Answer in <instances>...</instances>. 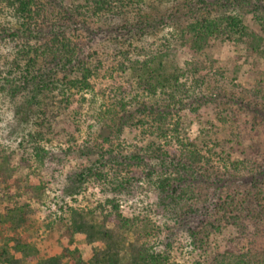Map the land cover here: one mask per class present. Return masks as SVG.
Here are the masks:
<instances>
[{
	"label": "trees",
	"instance_id": "16d2710c",
	"mask_svg": "<svg viewBox=\"0 0 264 264\" xmlns=\"http://www.w3.org/2000/svg\"><path fill=\"white\" fill-rule=\"evenodd\" d=\"M162 22L174 31L160 34ZM224 46L237 64L264 63V0H0V123L19 138V162L29 168L20 173L14 151L0 143V239L3 228L14 234L0 245V264H181L172 255L179 230L200 247L228 226L234 232L202 264H264V146L255 138L264 106L237 97L220 104L207 77L220 69L210 54ZM104 70L124 86L97 105L84 94ZM84 104L82 137L76 120ZM208 105L214 116L201 122L196 116ZM56 118L75 128L64 154L86 160L68 175L73 192L95 183L105 196L60 204L47 216L52 227L60 221L66 242L46 255L21 231L31 201L49 187L39 141L47 142ZM126 130L140 131L143 143L127 144ZM147 191L156 192L155 203L140 199ZM124 201L132 202L127 213ZM162 230L170 235L164 243ZM76 234L91 246L88 258Z\"/></svg>",
	"mask_w": 264,
	"mask_h": 264
},
{
	"label": "rangeland",
	"instance_id": "374dc122",
	"mask_svg": "<svg viewBox=\"0 0 264 264\" xmlns=\"http://www.w3.org/2000/svg\"><path fill=\"white\" fill-rule=\"evenodd\" d=\"M145 1L147 2V0ZM250 18L251 14H247L245 21L248 22ZM159 26L160 34L171 33L174 31L169 26H165L163 22L160 23ZM210 55L212 58H217V61H219V66L216 67L220 69L217 70V68H213L210 70V72H208V86L211 87L213 85L215 90L220 93V104H223L226 99L237 97L239 101L246 102L250 105H259V108L264 106V75L258 74V71H264V63L260 64L258 67H252L251 62L249 61H245L246 63L239 62L240 64H237L234 62L235 57L232 53V50L226 46L219 49L215 47L213 53ZM183 56H185L184 52ZM254 72L257 74L254 75ZM91 84L93 87V93H86L84 95L85 98L91 97V100H95L97 105L106 103L104 96L106 95L108 98V95L110 96L112 94L110 93L111 89L116 88L117 86H124L116 85L123 84V79L119 76V74L116 72L110 73L107 70L100 71L98 75L93 76L91 78ZM77 95L78 96L76 97L80 101L81 95ZM4 108L0 110V119H5L6 117V110ZM236 110V107L232 109L230 111V115L237 113ZM77 111H79L78 115L81 116V119L76 120L80 121L76 123L80 125V135L83 137L86 135V124L81 121L85 115V104L84 107ZM260 111L263 112V110ZM214 113V105H208L200 109V112H198L196 118L201 122H205L206 120L212 119ZM56 119L58 120L55 122V128L45 136L48 138L47 142L45 140L39 141L40 145L47 153L46 173H48V177L50 178L49 187L46 188L47 190L40 201H31L30 207L32 209V213L30 214V224L25 228V230L21 231L25 241L30 242L33 245L36 244L42 252L46 253V255H49L53 252L58 253L66 242L63 235H61V233L63 234V228H60V221L54 223L52 227L49 225V223H46L48 220L47 216L54 218V214L58 215V206L60 204L70 206H85L89 205L90 203L93 204L97 199H101L105 196L95 183H87L84 186V189L73 192L74 187L72 184H69L68 175L76 172V170L80 168L81 165H85L86 160L79 159L71 155L66 156L64 154V148L69 145L67 141L69 139V133H72L75 128H73L70 122L65 123V121L70 120V118ZM7 128L8 127L5 126L4 123H0V143L3 147H9V149L14 151L15 161L17 163V161L19 162L20 157L24 155V151L18 142L19 138H15L16 136L11 135ZM26 128L33 133L36 132L39 127L34 123H29ZM22 129L23 127H20V129L18 128L17 130L22 131ZM246 130L249 129L244 127L241 129L242 132ZM262 131L263 133H259V135H257L255 138L257 145L260 144L264 146V128ZM74 133L77 139H82V137L79 136L76 131ZM123 139L127 144L138 145L143 143L141 142L143 136L140 131L130 132L126 130L123 134ZM31 145L34 144L31 142ZM23 146H25L24 143ZM19 165L20 173H28L29 168L27 165L22 166L20 162ZM37 173H40V169H37ZM30 180L38 183V179L36 177L30 178ZM156 198L157 194L153 191H147L146 195L145 193L140 195V199L144 201L148 199L150 203H155ZM131 204V201H124L123 204H121V209L124 213L129 211V206ZM135 210L138 212L143 210L142 203L139 199H135ZM160 221L162 222V219H160ZM232 228L233 227L228 226L224 228L223 232L212 234L205 240V242L203 241L204 244H202L200 247L199 245L193 246L192 239L188 236V234L184 230H179V233L174 239L176 248L173 249L172 255L174 259L181 264H202L205 260H209L210 254L212 252L222 247L224 243V237L229 235V233L234 232ZM13 235L14 234H12L11 231H7L5 228H3L4 238L0 239V245L7 241L9 244H6H12L9 239H11ZM169 237L170 235H168L167 231L162 230L159 241L164 243L168 241ZM74 243L82 252L83 257L88 258L91 252V246L85 243L84 238L81 235L76 234L74 235Z\"/></svg>",
	"mask_w": 264,
	"mask_h": 264
}]
</instances>
